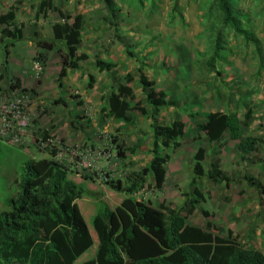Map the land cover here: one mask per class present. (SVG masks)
Segmentation results:
<instances>
[{"label":"rangeland","instance_id":"obj_1","mask_svg":"<svg viewBox=\"0 0 264 264\" xmlns=\"http://www.w3.org/2000/svg\"><path fill=\"white\" fill-rule=\"evenodd\" d=\"M40 1L0 0V13L11 6L16 8V26L23 35L22 40L10 47L9 41L1 38V31H12V28L0 27V213L8 210L7 200L16 193L22 163L50 159L49 154L55 152L53 160L68 170L69 179L82 190L76 203L93 238V246L74 263L82 264L94 258L98 247L91 220L99 209L108 206L114 210L130 197L155 208L169 204L182 213L184 198L181 195L191 192L189 183L193 178L186 145L175 151L160 146V156H170L166 164L168 181L161 191L153 188L149 177H146V185L132 194L112 189L109 183L120 181L127 187L129 176L148 165L152 157V143L149 145L148 141L150 120L133 110V124L118 120L105 130L94 124L93 113L108 118L107 96L120 82L126 84V75L131 76L130 86L134 92L130 106L134 109L143 106L136 72L140 65L145 75L155 81L157 89L163 90L169 100L177 101L176 107L162 111L160 123L163 125L175 117L191 125V113L195 112V117L202 116L205 111L219 106V97L226 95L238 97L240 103L236 105L237 108L241 105L243 117L250 116L253 109L262 111L264 0H230L235 3V13L247 30L250 42L222 24L217 0H111L113 16L102 0H52L53 6L65 15L82 13L88 54L86 62H82L85 66L82 76L70 79L72 85L65 90L58 87L59 96L53 93L58 83L51 73L52 61L45 91L32 93L29 89L31 84L43 80V68L38 62V69L32 64L28 74L21 71L27 77L25 92L10 88L9 56L13 52H24L34 61L37 54L34 35L36 39H47L49 25L56 20L57 23L65 21L53 10L46 11L45 17L37 15L36 6ZM217 36L222 49L213 60L214 71L210 73L206 64L213 55ZM126 49L133 57L126 55ZM96 56L113 62L114 73H97ZM89 72L95 73L100 87L94 89L93 84L92 89L87 88ZM84 77L85 84H82ZM58 100L66 106L56 103ZM190 135L188 128L186 141ZM113 138L117 143H113ZM130 148L135 152L130 153ZM118 150L124 154V160L117 157ZM257 153H252L253 157ZM237 154L232 150L221 166L231 178L228 186L211 184L203 177L198 187L206 196L204 208L213 212L208 220L214 223V229H221L246 248L264 253V196L243 181L248 172L239 169L241 160ZM260 179L264 182V178ZM206 222L201 211L187 219V223L204 228Z\"/></svg>","mask_w":264,"mask_h":264},{"label":"trees","instance_id":"obj_2","mask_svg":"<svg viewBox=\"0 0 264 264\" xmlns=\"http://www.w3.org/2000/svg\"><path fill=\"white\" fill-rule=\"evenodd\" d=\"M102 2L113 16L115 12L111 0ZM217 4L222 24L246 42L252 41L235 13V3L217 0ZM36 9L37 15L45 17L46 11L53 10L65 20L51 26V39H36L35 34L33 41L39 49L56 51L60 65L57 83L61 88L68 72L80 70L78 63L88 58L85 54L77 53L82 41L84 17L81 14L65 15L53 6L52 0H41ZM15 16L16 8L13 6L5 13H0V27L12 28V31H1V38L7 39L10 47L23 39L21 29L16 26ZM58 44L61 48H57ZM221 49L220 37L217 36L213 55L206 64L210 73L214 71L213 60ZM125 53L133 57L127 49ZM7 57L6 50L5 62ZM34 61L43 68L46 59L37 53ZM94 67L99 72H110L115 66L96 56ZM136 72L137 83L143 93V106L135 109L130 106V101L134 100L130 75L125 76L126 84L118 85L106 99L109 118L133 124L135 118L131 113L136 110L150 120L152 157L149 165L133 172L128 178L127 187H123L120 181L108 184L112 189L127 194L142 189L148 174L152 175L156 191L163 188L165 166L170 156H160L159 147L175 151L181 146L180 140L185 132V124L181 120H174L169 125L160 123L161 112L176 107L177 101L169 100L163 90L157 89L155 81L145 75L141 65ZM94 82V77L88 75L87 88L92 89ZM37 83L40 84V81ZM10 88L26 91L17 78L10 79ZM31 92L36 93L34 90ZM56 103L66 106L62 100ZM250 117L246 114L244 120L240 121L235 113H210L206 121L197 123L195 128L204 133L209 142H218L227 132L230 140L237 141V149L245 156L255 151L259 141L257 138L239 141L240 126L247 125ZM195 140H199V136ZM113 143H117L114 138ZM128 151L134 153L135 149L130 148ZM205 154V149L199 148L193 156V178L189 183L191 192L181 195L184 198L182 213L169 204L163 203L155 208L130 197L125 198L114 210L108 206L99 209L91 220L98 247L94 258L82 264H264L262 251L246 248L230 238L214 234L211 221L207 222L205 229L187 224V219L205 200L197 186L198 180L206 177L211 184L224 183L225 186L231 182L228 174L221 169L218 152L205 174L202 165ZM49 155L50 159L26 160L20 167L16 193L7 200L8 210L0 213V264H74L93 246V238L76 203L81 198L82 190L69 179L68 170L53 160L56 153L51 152ZM116 155L121 160L125 159L119 150ZM242 179L258 195H264V182L260 178L245 174ZM201 213L207 220L211 218L206 211L201 210Z\"/></svg>","mask_w":264,"mask_h":264},{"label":"crops","instance_id":"obj_3","mask_svg":"<svg viewBox=\"0 0 264 264\" xmlns=\"http://www.w3.org/2000/svg\"><path fill=\"white\" fill-rule=\"evenodd\" d=\"M1 13H4V12H1ZM78 13L79 12H76L75 14H78ZM55 22L57 23L58 21L56 20ZM37 32H39V31H37ZM46 33L47 34L45 36L47 37V39H51L52 38L51 25H49V28L46 30ZM93 40H94V38L91 41H93ZM85 42H86V39L84 38V33H82V41L77 48V53L78 54H85L87 56L88 54L86 53L87 48H86ZM37 53H40L46 59V61L44 63V67H43V80L40 81V84H36V85L31 84L29 89L34 90L36 92H40L41 90H43V91L46 90L45 81H46V76L48 73V67H49L50 61H52V63H53L51 73L54 75V78H56V79H57L58 73L60 71V65H59V58H58L55 50L46 51V50H42V49L37 48ZM101 59L105 62L113 64V62L109 61L108 59L107 60L104 58H101ZM17 60L20 61V64L17 63ZM86 60L80 61L78 63L80 70H77L75 72H68L67 77H65L62 80L61 89L65 90L68 85H72V81L70 79H73V78L76 79V78H80L82 76V73L85 69V66L82 64V62L85 63ZM32 64H34V66H36L38 63H36L35 61H31V58H29V55L27 56L26 53H24V52L14 53L13 52L9 56L8 63H7L8 70L11 73L10 78L19 79L21 81L22 87L26 88L24 86V83L27 81L26 80L27 77H25V75H23L21 73V71L28 74L30 72V70H32ZM114 69L115 68L113 67L110 72H99L98 70H95V71H97V73H101V74L107 73V75H110V74L114 73ZM89 73L95 79L94 89L100 87V80L96 78L95 73H93V72H89ZM82 84H85V77L82 79ZM120 84H124V83L120 82ZM120 84H118V85H120ZM55 87H56V90H54L53 93L55 96H59L61 93L59 92V90H57L59 87L58 84H55ZM115 90L116 89H113V91H115ZM140 91H141V89H140ZM234 97H235L234 95H232V96L226 95L225 97L220 96L219 97V99L221 100L220 105L219 106L216 105L215 109H213V110L209 109V110L205 111L202 116L199 114L197 117L194 116V118H191V120H190L191 125H187V123H186L187 121L181 117L173 118L170 121V123L174 120H181L184 122L185 132H184L183 138L180 140L182 142H180V143H182L181 144L182 146L186 145V151L189 153L188 157L190 156L192 165H193V156L196 153V151L199 148L205 149V151H206L205 159L202 163L205 174L208 172L209 164L215 158V156H216L215 154L217 152L219 153L218 158L221 161V166H224L226 163V160H225L226 156L228 157L230 152L233 150L234 152H236V154L238 153L237 154L238 159L241 160L238 162L239 169L247 170L248 175L252 178H264V105L262 107L263 110L260 112L257 111L256 109H253L252 110L253 112H251V114H250L251 120L249 121V123L247 125H241L240 126L239 141H243V140H246L248 138H257L259 140L255 145V151L251 152L245 156L237 149V141L230 140L227 132L223 134L222 138L218 142H209L207 140L205 134L202 132H199L195 128L197 123H204L206 121L207 116L210 113H216V112L223 113V114L235 113L237 115L238 119L240 121H243L244 117H243L242 107L239 104L238 106H240V107L237 108L236 104H238V102H239L238 97H235V98ZM263 99H264V97H263ZM257 108H258V106H257ZM146 109L149 110L148 107ZM107 111H106V113H108ZM194 113L195 112L191 113V115H194ZM91 119H93L92 121L94 122L95 125L99 124L102 127V129L105 128V130H107L108 127H110V125H113L114 123H116V121H118V120H115V119L109 118V117L103 119V115H101L97 112L93 113V115L91 116ZM169 124H165V125H169ZM128 125H130V124H128ZM188 128L190 129L191 135H190V138L186 141V135L188 132ZM149 136H150L149 137L150 139L148 141H149V145H151V143H152V132H149ZM197 136H199V140H195V138ZM149 145H146L147 148H149L148 147ZM258 151H259V153H257ZM252 153H257L256 157H253ZM148 165H149V163H148ZM165 169H166L165 184H166V182L168 181L169 170H168V168H166V166H165ZM223 171H224V169H223ZM147 177H149V181H150V179H151V181H153L151 174H148ZM199 182H200V180H198L197 186L199 185ZM201 192L204 194L203 191H201ZM204 196H205V194H204ZM262 196H264V195H262ZM205 199H206V196H205ZM201 210L206 211L212 217L213 212L204 208L203 202L199 205V207L196 209L195 213L191 217H196V213L198 211H201ZM207 221H209V220H207ZM187 224L199 227L201 229H205L201 225H194L192 223H187ZM206 224H207V222H206ZM206 224H205V226H206ZM213 225H214V223H213ZM213 230H215V232H213L214 234L219 235L220 237L229 239L228 235H225L221 229H213Z\"/></svg>","mask_w":264,"mask_h":264},{"label":"built area","instance_id":"obj_4","mask_svg":"<svg viewBox=\"0 0 264 264\" xmlns=\"http://www.w3.org/2000/svg\"><path fill=\"white\" fill-rule=\"evenodd\" d=\"M36 69H38V64L35 66Z\"/></svg>","mask_w":264,"mask_h":264}]
</instances>
